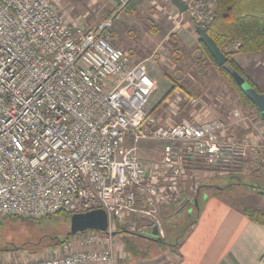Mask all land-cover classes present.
Here are the masks:
<instances>
[{"label":"built area","instance_id":"built-area-1","mask_svg":"<svg viewBox=\"0 0 264 264\" xmlns=\"http://www.w3.org/2000/svg\"><path fill=\"white\" fill-rule=\"evenodd\" d=\"M180 1L186 10L167 14L174 24L187 12L206 28L217 8V0ZM114 17L86 28L53 0H0V217L102 209L108 219L106 231L77 232L47 256L0 255V264H119L116 225L137 229L131 218H145L164 238L161 208L179 200L186 171L169 149L146 167L137 143L214 153L233 124L250 120L234 110L228 120L159 122L146 109L154 80L111 42Z\"/></svg>","mask_w":264,"mask_h":264},{"label":"rangeland","instance_id":"rangeland-1","mask_svg":"<svg viewBox=\"0 0 264 264\" xmlns=\"http://www.w3.org/2000/svg\"><path fill=\"white\" fill-rule=\"evenodd\" d=\"M126 1L61 0L60 5L84 27H92L103 19L115 15L112 26L109 28L111 42L116 47L126 50L133 62H142L155 82V89L150 94L146 106L148 111L162 103L163 97L175 83L178 86L174 90L185 93L184 100L181 101L180 97L179 105L176 103L180 107L179 111L186 105L189 108H198L201 105L214 106L216 102H213V93L219 95L220 92L223 93L222 88L228 89L230 86L219 75L199 44L193 27L194 23L188 18V13H184L179 24H174L167 18L168 13L176 10L170 0H136L137 4L134 8L124 6ZM234 59L243 71L264 90V49L256 53H236ZM231 95L234 99L237 98L234 91ZM168 97L169 100L173 99L172 93ZM193 97L197 99V102L192 104L189 99ZM230 102V100L227 101V103ZM238 109L250 120L246 123L233 124L225 133L220 150L217 152L205 151L199 154L189 148L190 145L186 142L170 143L165 140L145 138L137 143V154L148 157L155 153L165 154L169 149L170 156L183 161L185 167L196 159H204L215 170L205 174L199 173V176L191 178V182L194 183L197 181L196 178L200 179L202 175L208 178L212 176L208 180L211 185L209 192H218L236 204L264 211V195L258 192L264 190V124L248 107L243 109L240 103ZM151 114L157 118L156 113L151 112ZM139 145L145 148L146 154L138 149ZM185 170L188 169L185 168ZM224 176L226 178L231 176L232 180L240 177V181L248 182L255 188L251 190L250 185H234L230 191L224 188V182L227 180L221 179ZM187 207L193 208L192 203L189 202L186 207L174 211V214L167 218V220L170 219L169 223L181 221L185 217ZM193 214L194 210H192ZM0 220L5 223L0 227V248L6 249L0 250V255L13 259L47 256L56 247L33 251L29 247L17 249V245H21L24 240L37 239L40 230L42 232L47 227L58 229L68 223L63 217L53 220L43 219L38 222L31 219L30 226L26 222L13 220L10 217H0ZM185 225V223L182 224L181 228H185ZM138 228L131 230L133 231L131 233H135L133 235L126 232L114 234V244L117 240L119 247L116 248L121 257L125 253L122 263L178 264L174 253L176 247H172L174 251L169 247L160 251L161 247L156 245L155 240L136 235L139 233ZM125 239L129 240L127 245H125ZM143 253L148 257L141 258L140 255ZM121 257L118 258V262Z\"/></svg>","mask_w":264,"mask_h":264},{"label":"crops","instance_id":"crops-1","mask_svg":"<svg viewBox=\"0 0 264 264\" xmlns=\"http://www.w3.org/2000/svg\"><path fill=\"white\" fill-rule=\"evenodd\" d=\"M60 1L53 0L57 11L66 21H76L62 8ZM132 1L137 2L136 0ZM86 28L90 27L86 26ZM222 91L223 93L220 92L219 95L213 93V102L216 103L212 107L201 105L198 108H189L186 105L183 110L179 111L178 99L181 97V101L184 100L185 93L173 90L171 92L172 100H169L168 97L170 93L161 104L149 110L156 113L157 119L164 123L178 122L180 118L184 117L193 121H201L207 118H227L228 120L232 118L234 110H239L240 101L238 98L235 97L236 99H234L232 97L233 91L230 87L228 89L226 87L222 88ZM228 100L231 102L227 103ZM230 104L233 105L230 106ZM188 109L190 110L188 111ZM141 146L139 145L138 149H141L143 154H146L147 151ZM165 154L155 153L153 156L149 155L148 157L138 156L142 159L145 166L149 167L152 163L163 158ZM184 168L187 167L184 165ZM199 173L205 174L210 173V171L199 169L185 171V176L180 181L179 200L161 208V216L163 217V212L169 211L165 214L169 218L174 214V211H176L182 201H189L195 204L199 202L196 220L187 234L177 241L174 246H169V248L176 247L175 251L174 248L172 250L175 253L178 264H264V224L247 218L242 213V209L245 206L236 204L218 192H209L208 190L211 188V185H209L208 180L212 176L208 178L202 175L203 177L200 179L196 178L197 181L194 183L191 182V178L199 176ZM138 231L142 233L140 236L143 238L156 241L157 237L153 234L150 224L140 226ZM115 241L114 246L118 248L117 240ZM124 258L125 253H123V257L119 260L120 264L124 262Z\"/></svg>","mask_w":264,"mask_h":264},{"label":"trees","instance_id":"trees-1","mask_svg":"<svg viewBox=\"0 0 264 264\" xmlns=\"http://www.w3.org/2000/svg\"><path fill=\"white\" fill-rule=\"evenodd\" d=\"M124 6H129L130 8H134L136 6V2L132 0H127ZM207 30L208 35L213 39V41L217 44V46L222 50L224 55L227 57V61L218 66L207 50L206 46L198 40L204 52L209 57L210 61L218 71L219 75L223 78V80L230 86V88L234 91L235 95L239 99L242 108L248 107L252 110L253 113L258 115L256 107L253 102L242 92L240 86L236 83L235 79L231 74V69L237 71L243 78L246 80L251 86L255 88L258 92H263L264 90L259 87V85L251 78L248 74H246L243 69L237 64L234 59V54L236 53H256L262 49H264V0H217V8L212 20L205 28ZM230 45V46H229ZM178 86L176 83L171 86V89L168 93L163 97L162 101ZM187 169H199V170H207L214 171L215 169L209 164L208 161L204 159L194 160L189 163ZM240 178V177H239ZM231 179V176L228 178L221 177V179L225 180L224 188H228V190H232L234 185H250L251 190H254L255 186L248 184V182H242L240 179ZM259 192V191H258ZM189 204V201H182L178 208H184ZM193 208L187 207L184 213V218L181 221L176 223H169L167 220L169 211L166 213H162L164 227H165V238L156 239L157 246L161 247L160 251H164L165 247L174 246L180 239H182L193 225L196 220L198 211H199V202L196 204L192 203ZM177 208V209H178ZM176 209V210H177ZM192 210H194V214L192 215ZM188 212H190L188 214ZM242 213L249 218L250 220L264 224V211L259 210L254 207H244L242 209ZM71 214L58 212L52 215H48L39 219H34V222H38L43 219L53 220L59 217H63L67 219V224H64L61 228L53 229L46 228L42 232L40 230L37 239H28L21 242V245H17V249H26L29 247L30 250L36 251L42 248L47 247H57L61 245L67 238L71 236L69 232V219ZM13 220H20L21 222H26L29 226L30 220L24 217L17 216H6V218ZM171 217V216H170ZM130 222H134L135 228L140 227L142 225H147L149 222L145 218L140 217H132ZM32 221V222H33ZM186 224L185 228L182 227V224ZM5 225L3 221L0 220V227ZM180 228H178V227ZM135 229H129V223L125 224H117L115 233L126 232L129 234ZM142 233H136L138 237ZM129 240L125 239V245ZM0 250H6L1 249ZM143 258L148 257L144 253L140 255Z\"/></svg>","mask_w":264,"mask_h":264},{"label":"water","instance_id":"water-1","mask_svg":"<svg viewBox=\"0 0 264 264\" xmlns=\"http://www.w3.org/2000/svg\"><path fill=\"white\" fill-rule=\"evenodd\" d=\"M170 3L180 12H184L186 10V4L180 0H170ZM193 27L198 36V40L206 46L216 64L218 66L223 65L227 61V57L208 35L207 30L199 27L198 25H193ZM231 74L236 83L240 86L242 92L253 102L258 112V116L264 124V91H256L255 88L244 80V78L234 69H231ZM259 193L264 195V190H260ZM107 226V214L102 209H96L86 213L72 214L69 219V232L71 235L86 230H98L104 232L106 231ZM152 231L154 235L157 234L155 227H152Z\"/></svg>","mask_w":264,"mask_h":264}]
</instances>
